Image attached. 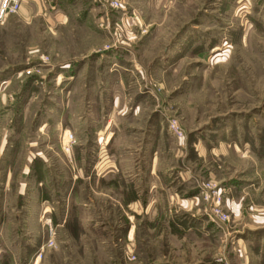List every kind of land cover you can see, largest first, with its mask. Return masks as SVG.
I'll return each instance as SVG.
<instances>
[{"label": "rangeland", "instance_id": "374dc122", "mask_svg": "<svg viewBox=\"0 0 264 264\" xmlns=\"http://www.w3.org/2000/svg\"><path fill=\"white\" fill-rule=\"evenodd\" d=\"M0 264H264V0L0 22Z\"/></svg>", "mask_w": 264, "mask_h": 264}, {"label": "built area", "instance_id": "2783aa9c", "mask_svg": "<svg viewBox=\"0 0 264 264\" xmlns=\"http://www.w3.org/2000/svg\"><path fill=\"white\" fill-rule=\"evenodd\" d=\"M24 1L25 0H0V22H5L10 15L18 13Z\"/></svg>", "mask_w": 264, "mask_h": 264}, {"label": "bare ground", "instance_id": "6f19581e", "mask_svg": "<svg viewBox=\"0 0 264 264\" xmlns=\"http://www.w3.org/2000/svg\"><path fill=\"white\" fill-rule=\"evenodd\" d=\"M217 50V49H216ZM66 139H69V137L68 138H66ZM108 141V140H107Z\"/></svg>", "mask_w": 264, "mask_h": 264}]
</instances>
